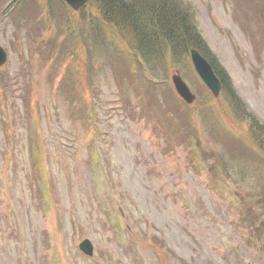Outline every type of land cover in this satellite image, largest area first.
Here are the masks:
<instances>
[{
    "label": "rangeland",
    "instance_id": "rangeland-1",
    "mask_svg": "<svg viewBox=\"0 0 264 264\" xmlns=\"http://www.w3.org/2000/svg\"><path fill=\"white\" fill-rule=\"evenodd\" d=\"M45 1L50 9H41ZM184 1L264 124V29L259 38L254 21L264 23V0ZM10 2L0 1V44L8 53L0 68V264H264V248L254 244V225L264 223L262 169L251 158L231 163L241 204L228 180L212 177L206 162L196 167V152L176 137V122L198 124L202 147L230 158L203 126L208 94L188 66L154 67L162 82L152 93L170 92L169 74L179 69L197 94L174 122L162 106L140 104L141 92L126 84L119 62L116 73L110 52L93 48L94 67L78 65L90 55L85 17L94 8ZM104 31L122 43L112 28ZM217 104L226 127L247 135L223 98ZM86 238L92 256L79 248Z\"/></svg>",
    "mask_w": 264,
    "mask_h": 264
},
{
    "label": "trees",
    "instance_id": "trees-1",
    "mask_svg": "<svg viewBox=\"0 0 264 264\" xmlns=\"http://www.w3.org/2000/svg\"><path fill=\"white\" fill-rule=\"evenodd\" d=\"M100 8H103L105 17L116 25L123 27L135 24L144 33H138V37L144 42L146 37L157 38L163 35L166 27L171 30H178L180 37L194 36V41L199 47L202 44L196 25L192 23V18L185 10L184 6L178 0H96ZM152 19L151 28L146 31L145 25L147 19ZM191 19V20H190ZM145 35V36H144ZM213 64L214 56L210 55ZM216 66V65H215ZM224 79L223 82L227 87H232V81L226 71L222 68L215 67Z\"/></svg>",
    "mask_w": 264,
    "mask_h": 264
},
{
    "label": "water",
    "instance_id": "water-1",
    "mask_svg": "<svg viewBox=\"0 0 264 264\" xmlns=\"http://www.w3.org/2000/svg\"><path fill=\"white\" fill-rule=\"evenodd\" d=\"M68 1H70L75 7H78L84 0H68ZM0 52L2 56L5 55L4 51L1 48H0ZM204 73L207 74V78H208L207 81L210 83V85L214 88V90H217L219 87L218 86L219 82L214 79V77L212 76L209 70L204 69ZM177 82L181 88L180 90L181 94L185 96L188 100H191L192 97L189 91L187 90V87H185L179 80H177Z\"/></svg>",
    "mask_w": 264,
    "mask_h": 264
}]
</instances>
